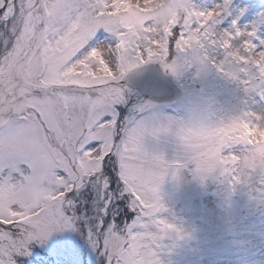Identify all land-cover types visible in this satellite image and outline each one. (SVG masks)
<instances>
[{
	"label": "snow or ice",
	"instance_id": "1",
	"mask_svg": "<svg viewBox=\"0 0 264 264\" xmlns=\"http://www.w3.org/2000/svg\"><path fill=\"white\" fill-rule=\"evenodd\" d=\"M228 3L200 10L186 0L187 17L177 23L172 38L177 28L186 29L182 34L189 43L195 41L193 50L201 60L210 59L199 55L209 42L224 46L225 58L216 67L232 79L255 71L240 62L241 56L249 63L259 60L264 90V59L256 56L264 40L252 45L255 29H241L233 19V30L214 31ZM101 4L0 0V144H19L37 132L40 136L31 156L5 155L0 149V264H16L15 256L28 254L33 244L43 248L53 264H82L81 238L103 251L107 264H156L157 234L150 229L174 228L151 219L161 206L146 200L141 191V181L150 179L145 166L158 157L140 152L141 133L135 130L118 145L115 122L104 118L120 99V90L112 80L92 73L86 58L97 44L101 22H111V17L97 15ZM159 58L165 68L175 70L174 64ZM135 66L128 63L121 72ZM113 157L116 179L138 210L135 223L141 231L116 227L115 192H109L106 175ZM29 173L40 182L30 181ZM90 187L95 191L91 198L86 192Z\"/></svg>",
	"mask_w": 264,
	"mask_h": 264
},
{
	"label": "rangeland",
	"instance_id": "2",
	"mask_svg": "<svg viewBox=\"0 0 264 264\" xmlns=\"http://www.w3.org/2000/svg\"><path fill=\"white\" fill-rule=\"evenodd\" d=\"M190 2L200 10L224 5V0ZM187 12L186 0H102L97 15L111 17V22H101L103 28L95 34L97 44L86 54L90 71L112 80L113 86L136 66L156 63L180 88L179 98L166 104H153L132 90L118 88L120 99L104 118L115 122L113 137L118 145L138 131L140 152L162 156L169 163V174L160 185L161 207L151 219H162L174 228L161 231L151 227L150 231L157 234L153 248L156 264H264V178L253 174L237 183L238 177L232 172L199 179L173 134L176 124L194 113L211 112L218 118L238 114L226 131L247 145L264 142V127L259 126L264 121L260 62L253 58L249 63L248 57L241 56L240 62L252 68L250 72L255 71L237 79L217 71L216 64L225 58L224 46L209 42L199 55L210 59L201 60L193 50L195 41L189 43V37L182 34L186 29L177 28L172 38L173 29ZM233 19L241 29H255L253 46L264 40V0H229L214 31L233 30ZM238 44V39L233 41L234 46ZM261 52L264 49L256 56L264 59ZM161 55L164 63L174 62V71L164 67ZM128 63L136 66L121 72ZM243 147H235L229 159L235 161ZM114 163L115 157L109 161L106 175L109 192H115L116 227L141 231L135 223L138 210H133L131 197L116 179ZM173 168L178 169L175 178ZM86 192L90 198L95 195L91 187ZM80 243L82 264H105L103 251L97 252L86 238ZM31 247L28 254L15 256L16 264H53L43 248L36 244Z\"/></svg>",
	"mask_w": 264,
	"mask_h": 264
},
{
	"label": "clouds",
	"instance_id": "3",
	"mask_svg": "<svg viewBox=\"0 0 264 264\" xmlns=\"http://www.w3.org/2000/svg\"><path fill=\"white\" fill-rule=\"evenodd\" d=\"M237 116L238 114H234L218 118L211 112H201L191 114L176 124L173 134L186 157V163L192 166V172L197 178L204 179L213 174L229 176L232 172L238 177L237 183L253 174H259L264 178V142L247 145L235 133L229 134L226 131ZM259 126L264 127V121H261ZM39 140L37 132L33 133L31 139L19 144H10L5 140L0 144V149L5 155L11 153L23 158L35 154L34 144ZM242 144L243 150L239 152L235 161H231L229 158L233 154V149ZM155 157L158 158L150 160L145 166L150 179L141 181L144 185L141 191L146 200L159 203L160 185L165 175L169 174V163L162 156ZM171 175L177 177L178 169H171ZM29 177L30 181L36 183L41 179L31 173Z\"/></svg>",
	"mask_w": 264,
	"mask_h": 264
},
{
	"label": "water",
	"instance_id": "4",
	"mask_svg": "<svg viewBox=\"0 0 264 264\" xmlns=\"http://www.w3.org/2000/svg\"><path fill=\"white\" fill-rule=\"evenodd\" d=\"M119 85L138 90L154 102L173 101L178 97V88L173 80L155 64H143L122 78Z\"/></svg>",
	"mask_w": 264,
	"mask_h": 264
},
{
	"label": "bare ground",
	"instance_id": "5",
	"mask_svg": "<svg viewBox=\"0 0 264 264\" xmlns=\"http://www.w3.org/2000/svg\"><path fill=\"white\" fill-rule=\"evenodd\" d=\"M106 262H107V257H106Z\"/></svg>",
	"mask_w": 264,
	"mask_h": 264
},
{
	"label": "trees",
	"instance_id": "6",
	"mask_svg": "<svg viewBox=\"0 0 264 264\" xmlns=\"http://www.w3.org/2000/svg\"><path fill=\"white\" fill-rule=\"evenodd\" d=\"M30 248H32V247H30Z\"/></svg>",
	"mask_w": 264,
	"mask_h": 264
}]
</instances>
